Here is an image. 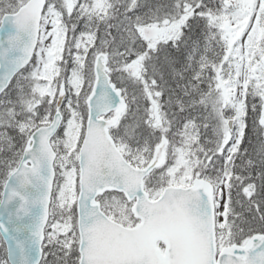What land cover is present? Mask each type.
Segmentation results:
<instances>
[{
  "label": "snow or ice",
  "instance_id": "obj_1",
  "mask_svg": "<svg viewBox=\"0 0 264 264\" xmlns=\"http://www.w3.org/2000/svg\"><path fill=\"white\" fill-rule=\"evenodd\" d=\"M0 264H264V0H0Z\"/></svg>",
  "mask_w": 264,
  "mask_h": 264
}]
</instances>
